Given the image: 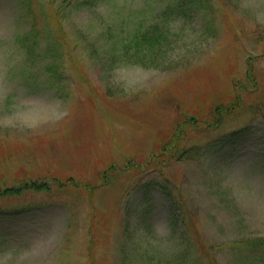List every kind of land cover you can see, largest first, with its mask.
I'll return each instance as SVG.
<instances>
[{
  "label": "rangeland",
  "instance_id": "374dc122",
  "mask_svg": "<svg viewBox=\"0 0 264 264\" xmlns=\"http://www.w3.org/2000/svg\"><path fill=\"white\" fill-rule=\"evenodd\" d=\"M29 1L27 9L0 0V179L66 186L0 197V208L23 211L0 219V264H264V243L253 253L245 243L264 240V115L247 110L216 129L205 126L214 106L237 94L245 107L264 103V0H210L212 8L179 20L166 62L181 67L168 69L99 65L110 14H150L161 3L98 1L101 25L86 10H65L61 21L62 0ZM117 4L120 12L108 8ZM33 35L32 59L24 36ZM54 40L58 59L43 56ZM249 68L257 89L247 83L239 93L234 84H243ZM185 116L199 122L186 126L185 145H198L200 154L164 169L184 205L183 213L174 209L176 222L155 168L127 169L102 184L109 165L143 163ZM129 208L140 214L125 234Z\"/></svg>",
  "mask_w": 264,
  "mask_h": 264
},
{
  "label": "trees",
  "instance_id": "16d2710c",
  "mask_svg": "<svg viewBox=\"0 0 264 264\" xmlns=\"http://www.w3.org/2000/svg\"><path fill=\"white\" fill-rule=\"evenodd\" d=\"M98 1L105 2L104 0H62L59 4L60 6L57 7L58 11H60L59 18L61 21H64L65 10H86L87 17L90 18L89 22L92 23L95 21L102 25L105 23V16L94 12V9L99 5V3L96 4ZM20 2L28 9V5H30L29 0H20ZM154 3H161L162 6L157 7L155 10H151L150 14L140 12V15H138L136 12H131L127 14V16L121 17H116L113 12L110 14L111 16L108 18L109 21L105 23L108 30L100 33V37L98 39L101 49L104 51L102 56L103 61L99 63L101 67H103L105 63L109 66L117 64V66H139L146 69H151L152 67L156 68L168 64L167 69L173 66L175 68L181 67L173 62L171 63V61L166 62V57L168 55L166 52H169L174 38L176 37L174 27L179 20L185 17H194V15L199 14L205 9L212 8V5H210L211 1L154 0ZM108 8L110 10L115 9V11L118 12L122 9L119 7V4L115 5V8L111 6H108ZM145 9L146 8H140L139 11H144ZM31 26L35 27V23L31 24ZM58 26L61 27L60 21L58 22ZM34 38V35L30 38L24 36V42L27 41V39L30 41L27 47L28 50L26 49L28 58L33 57V51L35 49L33 46H39L38 41ZM80 39L83 42L82 37H80ZM59 47L60 42L58 40H54L49 43V46L43 52V56L56 59L60 58L61 53L57 54L56 52L59 50ZM87 48L92 57L98 58L96 48H90V44L87 45ZM48 71L50 73L49 76L51 77L50 80L53 83H55V80L58 81V68L55 66L48 67ZM247 83L254 88V91H256L257 84L252 68L247 70L243 84L236 82L234 86L238 89L239 93L247 92ZM232 100L233 101L227 105L218 104L214 106L212 110L213 119L210 122H206V129H216L222 124L225 118L240 115L247 110L254 113V115L257 112L262 111L264 115V103H257L255 105L252 104L245 107L242 103L240 94H237ZM186 126L195 130L198 128L199 122H197V118L195 117L185 116L184 120H180L177 124H175L167 142L162 143L159 149L151 153L143 163H137L133 159H128V165L126 164L123 168L115 167L112 164L109 165L108 168L100 174L103 180L102 184L108 185L110 182L112 183L115 177H118L117 175L119 173L125 172L127 169H131L133 171L140 170L139 173L142 174L150 168H155L159 172V176L163 179L162 182H164L163 184H160V189L163 191L164 198L169 199L168 209H170L168 212L172 216V221L176 222L177 219L175 220V216L178 218L179 215L175 213L174 209L178 210L176 209V205H179V210L182 209L183 213L184 205L182 201L179 200L178 196L175 195V192L169 190L170 187L173 186H168V183L170 184V182L165 176L164 169L171 162H178L182 159H194L200 154V147L198 145H185ZM242 130H236V132L230 134V137H235L241 134ZM142 167L144 168L142 169ZM71 184L73 187L82 188L91 192L96 189V186L90 185L89 183L76 184L74 181ZM53 185L56 186L58 190H64L66 186L62 180L57 181L55 179H52L49 183H45L31 180L29 177H24L21 181L16 182L13 185L7 184L5 180L0 179V197L17 196L24 191L48 192L50 188L52 189ZM139 201L140 199L138 200V205L140 203ZM148 210H145V214ZM22 212L23 211L17 209L8 210L0 208V219L2 217L11 219L14 217L17 218L22 215ZM135 213L136 212L131 211L130 208L126 211L123 221L124 225L122 228L123 233L127 234L131 232V225L133 226V229L136 228V225H133L132 223V218H138L140 213L134 217ZM245 243L250 246L251 253H253L261 250L264 240L262 238H256ZM120 251H122V254L127 256L124 247H121Z\"/></svg>",
  "mask_w": 264,
  "mask_h": 264
}]
</instances>
